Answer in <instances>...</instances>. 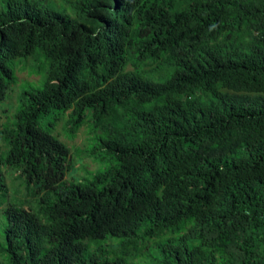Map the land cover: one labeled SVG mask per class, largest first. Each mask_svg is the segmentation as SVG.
<instances>
[{"label":"trees","instance_id":"trees-1","mask_svg":"<svg viewBox=\"0 0 264 264\" xmlns=\"http://www.w3.org/2000/svg\"><path fill=\"white\" fill-rule=\"evenodd\" d=\"M62 1L0 9L5 111L43 58L0 124V264H264V0Z\"/></svg>","mask_w":264,"mask_h":264},{"label":"rangeland","instance_id":"rangeland-1","mask_svg":"<svg viewBox=\"0 0 264 264\" xmlns=\"http://www.w3.org/2000/svg\"><path fill=\"white\" fill-rule=\"evenodd\" d=\"M10 0H0V9L5 8ZM15 2L19 1H25V0H14ZM31 2H42L44 4H50L53 9H57L62 7V0H28ZM67 7H69L67 5ZM186 11L189 14H195L196 10L192 6H187ZM64 13L71 14V11L69 9L65 10ZM199 13V12H197ZM43 58H40V56L34 58L30 57L29 59H21L16 61V63L13 65L16 75L19 79L18 83L16 84V87L14 90H11L12 96L9 99L11 107L7 111L5 104L0 105V124L4 123L8 120V116H13L16 108L18 106V96L19 94L17 91L19 90L18 86L23 83L25 80L35 81L38 82L40 80L41 74L40 70L43 66ZM23 64V69H20V67ZM19 66V67H18ZM18 67V68H17ZM21 87V86H20ZM90 122L86 120V122L80 127L78 130L77 135L74 138H68L66 134L65 128L67 127V124L65 123V118H62V120L58 121V123L55 126V134L63 140L71 149V155H70V162L72 165V168L69 169L67 172L66 178L76 180L78 178H83L87 173H92L96 169H98V166H100V163L96 158L90 157L86 154L88 152V147L90 144L91 139V127ZM4 141L0 139V144H2ZM132 249H130L127 254L126 258L128 260H134L137 261L138 257V245L137 241H133L132 243ZM136 259V260H135Z\"/></svg>","mask_w":264,"mask_h":264},{"label":"clouds","instance_id":"clouds-1","mask_svg":"<svg viewBox=\"0 0 264 264\" xmlns=\"http://www.w3.org/2000/svg\"><path fill=\"white\" fill-rule=\"evenodd\" d=\"M198 12H199V13H197V16H198L199 14H201V13H202V9H201V8H199Z\"/></svg>","mask_w":264,"mask_h":264}]
</instances>
